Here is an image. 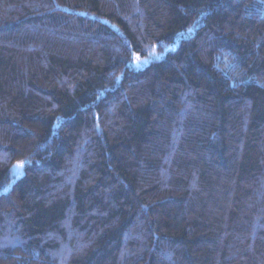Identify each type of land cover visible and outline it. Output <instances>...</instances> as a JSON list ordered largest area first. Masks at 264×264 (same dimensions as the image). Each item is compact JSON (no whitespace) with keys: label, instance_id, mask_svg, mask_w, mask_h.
<instances>
[{"label":"trees","instance_id":"16d2710c","mask_svg":"<svg viewBox=\"0 0 264 264\" xmlns=\"http://www.w3.org/2000/svg\"><path fill=\"white\" fill-rule=\"evenodd\" d=\"M0 264H264V0H0Z\"/></svg>","mask_w":264,"mask_h":264},{"label":"snow or ice","instance_id":"6c2138e0","mask_svg":"<svg viewBox=\"0 0 264 264\" xmlns=\"http://www.w3.org/2000/svg\"><path fill=\"white\" fill-rule=\"evenodd\" d=\"M16 167H23V162L18 163Z\"/></svg>","mask_w":264,"mask_h":264}]
</instances>
